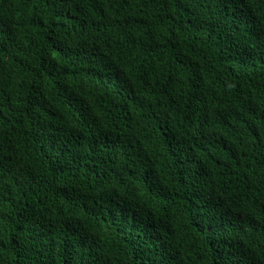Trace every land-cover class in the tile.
<instances>
[{
  "label": "trees",
  "instance_id": "obj_1",
  "mask_svg": "<svg viewBox=\"0 0 264 264\" xmlns=\"http://www.w3.org/2000/svg\"><path fill=\"white\" fill-rule=\"evenodd\" d=\"M0 264H264V0H0Z\"/></svg>",
  "mask_w": 264,
  "mask_h": 264
}]
</instances>
